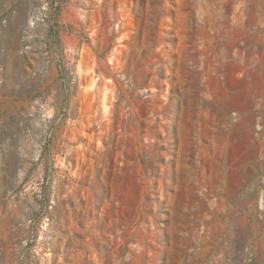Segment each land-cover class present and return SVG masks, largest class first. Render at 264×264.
<instances>
[{
	"label": "rangeland",
	"instance_id": "374dc122",
	"mask_svg": "<svg viewBox=\"0 0 264 264\" xmlns=\"http://www.w3.org/2000/svg\"><path fill=\"white\" fill-rule=\"evenodd\" d=\"M0 264H264V0H0Z\"/></svg>",
	"mask_w": 264,
	"mask_h": 264
},
{
	"label": "crops",
	"instance_id": "0c3cea01",
	"mask_svg": "<svg viewBox=\"0 0 264 264\" xmlns=\"http://www.w3.org/2000/svg\"><path fill=\"white\" fill-rule=\"evenodd\" d=\"M122 157V159L124 160L125 159V157L123 156V154L121 155ZM163 179V182H165L166 181V179H167V176L164 174L162 177H160L159 176V178L157 179V180H162ZM212 179H213V176H212ZM203 182V181H202ZM173 185H174V187H176V189H179V190H182L183 189V178H181L180 179V182H173ZM163 186L164 187H166L167 185H165V184H163ZM187 186H189V185H187ZM209 186H213L214 187V185H209V184H207L206 182L205 183H202L200 186H199V188L200 187H202V188H205V187H209ZM216 186V185H215ZM154 187L158 190L160 187H161V184H159V183H157V185H154ZM188 188H194V186L192 185V186H189ZM155 189V190H156Z\"/></svg>",
	"mask_w": 264,
	"mask_h": 264
},
{
	"label": "built area",
	"instance_id": "2783aa9c",
	"mask_svg": "<svg viewBox=\"0 0 264 264\" xmlns=\"http://www.w3.org/2000/svg\"><path fill=\"white\" fill-rule=\"evenodd\" d=\"M98 80V79H97ZM262 127L261 126H258L257 129L260 130Z\"/></svg>",
	"mask_w": 264,
	"mask_h": 264
},
{
	"label": "bare ground",
	"instance_id": "6f19581e",
	"mask_svg": "<svg viewBox=\"0 0 264 264\" xmlns=\"http://www.w3.org/2000/svg\"><path fill=\"white\" fill-rule=\"evenodd\" d=\"M234 236V235H233Z\"/></svg>",
	"mask_w": 264,
	"mask_h": 264
}]
</instances>
